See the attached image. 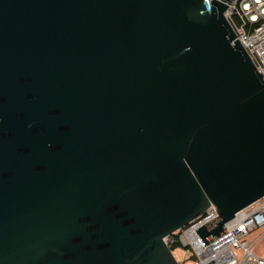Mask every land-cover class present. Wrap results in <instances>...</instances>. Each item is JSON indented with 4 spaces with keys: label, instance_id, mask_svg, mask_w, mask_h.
<instances>
[{
    "label": "water",
    "instance_id": "1",
    "mask_svg": "<svg viewBox=\"0 0 264 264\" xmlns=\"http://www.w3.org/2000/svg\"><path fill=\"white\" fill-rule=\"evenodd\" d=\"M230 0H0V264H180L264 195V79Z\"/></svg>",
    "mask_w": 264,
    "mask_h": 264
},
{
    "label": "built area",
    "instance_id": "2",
    "mask_svg": "<svg viewBox=\"0 0 264 264\" xmlns=\"http://www.w3.org/2000/svg\"><path fill=\"white\" fill-rule=\"evenodd\" d=\"M224 15L235 36L264 79V0H230ZM213 205L184 226L166 234L168 245H181L192 256L193 264H264L254 252L256 240L264 237V195L235 212L224 223L227 231L204 244L195 228L215 217ZM261 229L254 239L248 234Z\"/></svg>",
    "mask_w": 264,
    "mask_h": 264
},
{
    "label": "rangeland",
    "instance_id": "3",
    "mask_svg": "<svg viewBox=\"0 0 264 264\" xmlns=\"http://www.w3.org/2000/svg\"><path fill=\"white\" fill-rule=\"evenodd\" d=\"M259 233H261V229H254L248 234V238L254 239ZM172 248V253L176 260L180 264H193L192 256L189 253H186L184 248L181 245H177ZM254 252L264 257V237L256 240L254 244Z\"/></svg>",
    "mask_w": 264,
    "mask_h": 264
},
{
    "label": "trees",
    "instance_id": "4",
    "mask_svg": "<svg viewBox=\"0 0 264 264\" xmlns=\"http://www.w3.org/2000/svg\"><path fill=\"white\" fill-rule=\"evenodd\" d=\"M174 246H176V245L175 244L174 245H170L169 247L172 250V248H174Z\"/></svg>",
    "mask_w": 264,
    "mask_h": 264
}]
</instances>
